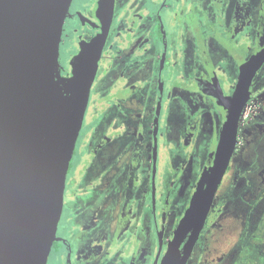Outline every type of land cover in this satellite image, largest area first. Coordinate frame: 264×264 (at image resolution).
<instances>
[{
	"label": "flooded vegetation",
	"instance_id": "1",
	"mask_svg": "<svg viewBox=\"0 0 264 264\" xmlns=\"http://www.w3.org/2000/svg\"><path fill=\"white\" fill-rule=\"evenodd\" d=\"M77 1H71L63 25L59 48L63 77L70 76L73 59L101 32L112 7L86 109L91 107L94 112L99 133L95 134L97 138H82L93 125L84 120L66 176L57 240L52 243L46 264H53L54 257V264H162L194 194L201 192L196 199L199 202L207 189L240 69L264 48V0H230L231 9L229 0H182L176 5L175 0H149L152 14L147 17L142 8L129 10L121 28H117L119 0H88L86 7L78 6ZM122 32L128 35L113 42L112 37ZM221 61H228L234 72L229 87L217 65ZM262 71L264 62L249 84L229 163L185 264H202L200 255L195 259L197 247L202 239L211 241L206 233L212 232V223L219 215H225L215 201L229 198L236 189V179H243L238 164L247 161L250 147L252 156L261 151L253 150L245 137L253 120L248 110L252 115L264 110V100H259L254 89L264 82ZM173 123L178 126L171 131ZM208 142H212L211 149L203 155ZM79 156L86 158L77 168ZM89 166L91 179L86 178ZM137 166L140 181L136 179L129 189L124 176L131 170L136 173ZM186 172L191 173L190 189L187 198L182 202L180 198L174 208L172 184H183ZM84 177L85 187L80 181ZM241 184L246 189L241 203L247 205L249 179ZM88 192L96 193L98 200L79 201L83 198L80 194ZM195 215L196 211L188 221ZM243 217L235 218L238 225L243 220L247 223L248 216ZM64 221L73 229L72 238L62 230ZM112 228L114 232H110ZM193 228H188L179 245L178 263ZM238 238H231L229 248L221 251L214 264L230 258L236 263L237 255L248 253L252 257L246 256L245 264L257 263L263 237L254 235L245 240L249 244L256 238L259 247L252 250L254 253L246 247L231 248L242 240ZM233 252L235 256L231 257Z\"/></svg>",
	"mask_w": 264,
	"mask_h": 264
},
{
	"label": "water",
	"instance_id": "2",
	"mask_svg": "<svg viewBox=\"0 0 264 264\" xmlns=\"http://www.w3.org/2000/svg\"><path fill=\"white\" fill-rule=\"evenodd\" d=\"M71 1L0 0V264H46L57 240L66 176L112 19L110 7L101 32L63 77L59 48ZM263 62L264 48L241 67L207 189L199 202L201 192L194 194L162 264H185L229 163L249 84ZM191 227L178 263L179 245Z\"/></svg>",
	"mask_w": 264,
	"mask_h": 264
},
{
	"label": "rangeland",
	"instance_id": "3",
	"mask_svg": "<svg viewBox=\"0 0 264 264\" xmlns=\"http://www.w3.org/2000/svg\"><path fill=\"white\" fill-rule=\"evenodd\" d=\"M148 1L149 0H119V11H118L119 22L117 23V28L119 27L121 28L124 25L122 21L126 18V14L129 12V10H135V9L142 8L146 12L147 17L150 16L152 12H151L149 3H147ZM178 1H182V0H175V5L177 4ZM186 1L188 2V0ZM193 1H199V0H193ZM253 1L254 0H250L249 2L252 3ZM87 2L88 0H78L77 5L80 7H86ZM228 6H229V9H231L230 0L228 1ZM124 34L128 35L127 33H124V32H122L119 35H116V37L114 35L112 37L113 42L115 41V39L119 40L118 38H121V36H123ZM127 38L129 37H124V39H127ZM217 65L218 67H220L219 70H221V74L223 76L224 81L227 83L226 84L227 87H229L230 84L232 83V76L234 74L233 70L230 69L228 61H221L217 63ZM263 72L264 71H262V73ZM254 89L255 91H257L259 95V100H264V82L256 85ZM248 112H249V115H251L250 117L253 116L252 117L253 120L249 123L248 133L245 139L248 138L247 141L249 144H252L253 150L258 151V149H260L261 151H259L258 153L264 154V110H259V112L254 111L255 115H252L253 113L251 114L249 110ZM246 116L248 118L247 114ZM84 118H85L84 120L86 121V124L90 125V123H92L93 125L89 131H84L85 135H83L84 137L82 138H84L85 140L89 138H97L98 135H95V134L99 133V128L97 129L98 121L96 120L94 112L91 111V107L86 112ZM174 126L175 128L171 129V131L175 130L178 125L175 124ZM193 126H195V124H192L190 127L194 128ZM163 130L169 131L165 127L163 128ZM209 142H210V139H209ZM209 142L207 143L208 148L207 150L204 151L203 155L209 154V149H211L210 147L212 145V142L211 143ZM241 144H242V138H240L239 152L241 151V148H242ZM251 152L253 151L251 150V147H250V152H247V155H249L247 156V161L244 160L242 164L241 163L238 164L239 165V175L244 173V177L243 179L242 177H238L236 179V184H237L236 189L234 188V190L230 192L229 198L226 199L225 197H223L221 200L218 199L217 201H215L217 203V206H220L222 208L223 213H225V215L224 217H222L223 215L221 216L219 215L216 218V220H214L216 222L212 223V226L213 227L215 226L212 232L206 233V236H208L211 241L208 243L206 239H202L201 242L199 243L197 247L198 249L196 253L197 255L195 256V259H197V257L200 255L199 263L214 264L215 261L220 256V254L222 253L221 251L224 252V250H227L229 248L228 244L230 240L232 241L231 238H236V237H239L238 239H240V237L242 238V240L241 239L238 240L236 244L235 243L232 244V247L230 246L231 248L242 249L243 247H246L245 250L250 249L249 252H253L254 250H256L257 246L259 247V244L256 243L257 241L256 238L263 237V243L261 247H259L261 251L257 250L258 254L257 253L255 254L259 256L258 257L259 259L257 260L256 264H264V255H263V250H262L263 248L262 246H264V155L260 156V155H257L258 153H255L252 156ZM85 158L86 157H83V156L78 157L77 168L82 167L81 165L84 163ZM260 168H262L261 169L262 171L260 170ZM87 169L89 171L87 170L88 173L86 175V178L90 177L91 179L92 175L90 171V166L87 167ZM139 174H140V171L138 169V166H137L136 173L132 170L130 171V173L128 171L127 174L124 176L125 177L124 180L126 182V183L124 182V184H127L128 188L130 189L132 187V182H134L136 179L140 181ZM185 176L187 178L186 180L183 174V177H184L183 184L180 185L177 182L172 184L173 187H172V191L170 194V199H171V202L174 208L178 204L180 198H181V202L187 198V194H188V191L190 189V184H191V182H189L191 173L186 172ZM110 178L113 179L112 174L110 175ZM246 179H249V186H248L249 194L246 196L249 202L247 205L245 203H241V196L246 194V189L245 188L242 189L243 184L241 183H243V180L245 181ZM80 181H81V186L85 187L87 183V181L85 180V177L82 178V180ZM259 184H262V186L260 185V188H259ZM81 190L83 189L81 188L80 191ZM256 190L259 191L258 194H255ZM80 196L83 198L79 199V201L80 200H83V201H86V200L97 201L98 200L96 193H91V192H88L85 194L81 193ZM123 198L124 196L121 197V201L123 200ZM243 212H245L244 213L245 216H248L247 223L245 220H243L242 224L238 225V223L235 221V218L236 217L242 218ZM245 216L243 218H245ZM123 222L125 221H123V218H121V224H123ZM220 223L222 224L220 225ZM243 223H246V224L243 225ZM62 230L63 231L65 230L67 232L66 233L64 231L65 235L70 234L71 235L70 238H72L73 229L71 228L70 223L64 221L62 225ZM215 231H217L216 235H215ZM110 232H114L113 228ZM227 233H230V234H227ZM254 235H256L254 242L248 241L247 243L249 244H245L246 243L245 240L246 239L250 240V237L253 238ZM80 246L81 245H78V250H80ZM235 253L236 252L231 253V257H234ZM246 256L252 257L251 254L249 253L243 254L242 256L237 255L236 258H238V261L236 263L245 264L244 258H246ZM231 262L235 263L234 258L223 260L222 262H219L218 264H230ZM54 263H55V257L53 260V264Z\"/></svg>",
	"mask_w": 264,
	"mask_h": 264
}]
</instances>
